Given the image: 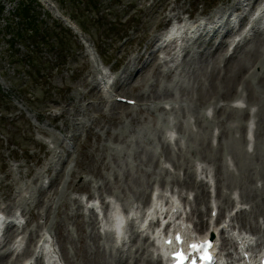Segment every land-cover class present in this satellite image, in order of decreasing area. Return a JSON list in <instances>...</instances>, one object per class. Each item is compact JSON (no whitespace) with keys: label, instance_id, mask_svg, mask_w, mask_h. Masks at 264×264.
Segmentation results:
<instances>
[{"label":"rangeland","instance_id":"obj_1","mask_svg":"<svg viewBox=\"0 0 264 264\" xmlns=\"http://www.w3.org/2000/svg\"><path fill=\"white\" fill-rule=\"evenodd\" d=\"M21 1L0 0V209L23 215L22 232L33 234L30 247L50 232L67 264L93 257L101 264H130L139 256L135 242L115 247L80 200L98 197L105 209L112 200L123 210H142L153 193L177 191L204 210L195 201L196 188L183 184L198 166L213 175L217 203L224 205L218 190L236 202L225 214L243 202L245 217H252L242 191L229 184L242 181L232 151H243L249 164L248 109H254L256 125L264 99V29L229 62L227 48L214 55L203 40L188 45L175 62L161 60L164 52L149 55L153 39L174 17L191 14L198 21L234 0H49L59 19L48 4L24 0L38 29L37 47L24 33L14 36L20 26L27 29L13 14ZM103 66L112 71L107 91L97 84ZM108 91L134 104L117 103ZM239 96L245 109L231 105ZM208 147L219 158V171L205 159Z\"/></svg>","mask_w":264,"mask_h":264},{"label":"bare ground","instance_id":"obj_2","mask_svg":"<svg viewBox=\"0 0 264 264\" xmlns=\"http://www.w3.org/2000/svg\"><path fill=\"white\" fill-rule=\"evenodd\" d=\"M245 3V4H244ZM250 0H236L232 7H230L228 10L233 9H238L245 5H249ZM224 14H219L216 13L213 16H209L205 20H200L196 21L193 23L192 26H188L185 23L180 25V27L177 28V30L174 32H168L166 34L161 35L158 39L155 40L157 44H161L165 42L167 39L170 37H177L181 34H188L189 36L196 37V35L199 34L197 38L200 39L201 37H208L206 45L212 47V40L215 38L217 35L216 30L222 26L223 29H226L225 37L229 33V27L230 24L233 21H236L239 17V15L236 14V16L228 15L226 20L223 21ZM233 16V17H232ZM214 18H217L219 20L214 21ZM264 25V5L262 7H258V12L256 13L255 16V21L250 24L241 34H239L235 39H233L230 43L232 48V52L230 56L228 57V61H231L234 59L235 55L234 53L240 49L241 45L244 43L245 39H247L250 35V33L256 32ZM217 28V29H216ZM204 33V34H203ZM154 42V39H153ZM152 40L149 42L151 46ZM155 43V44H156ZM227 47V42L223 40L218 41L216 44V47L212 50L213 54L216 55L217 53H220L222 50H224ZM180 51H177L175 54L171 56V60L177 59L181 53L185 50L184 48H180ZM152 57L154 56V51H151L150 54ZM234 55V56H233ZM154 59V57H153ZM108 75L106 72H100V82L105 84L109 79ZM257 116L259 118L257 122V126L254 132V143L252 146V151L249 152V164L244 165L243 160H242V153L243 151L234 149L232 151V158L234 161L238 164H240V170L241 173L239 174V177L242 178V181L235 182L231 181L229 184V188H238L242 191V194L244 196V203H249L251 205V210L249 215H251V218H246L245 217V211L243 210L242 207H236L239 213H236L239 222V227L238 229H243L246 230V232L255 235V233H261L264 235V99H259L258 102V108H257ZM243 128V127H242ZM245 153V151H244ZM205 159L209 162L212 163L213 165L216 166L217 171L220 170L219 167V158L216 156L215 151L211 148H207V153H205ZM244 165V167H243ZM197 175L199 177V180L196 181V179L192 176V174L188 175L187 181H185L183 184L186 187H194L196 188V202L204 203L205 202V197H206V189L205 185L211 186L210 185V172L206 168L203 167H198L197 168ZM259 182L260 185L257 186L256 183ZM220 192L218 193L219 196ZM159 198H157L153 203H152V214L154 216L161 214L162 207L166 208L168 210V214H170V218L174 219V215L181 216L183 215L185 211V206L181 204V199L183 200L182 195H177L176 198L172 196H165V195H158ZM220 197H222L220 195ZM225 204L227 206L232 205V200L229 197H224ZM98 202H96L95 199L91 203H87V206L90 208V210L93 211L98 208ZM206 205V204H205ZM208 207L206 208V210ZM210 213L211 211H216L217 216L221 215L223 208L222 204L216 203L213 204L209 207ZM198 217V221L195 222V227L196 229H202L204 227V220L203 216H205V212L202 210H197L193 208L192 210ZM117 213L115 211V207L111 204V210L107 215L108 219V224L109 227L111 228H119L121 225V220L118 219ZM257 218H261V223L260 226H257ZM178 218H175L174 221V226L181 227L183 228L184 224L183 222H179L177 220ZM255 219V220H254ZM209 220H212V217H209ZM9 222H14L16 224H20L18 221V217H12L10 218ZM91 225L92 222H89ZM186 226L188 223L186 222ZM221 231L227 232L231 234V238H224V241H227V245L229 247H232V244L236 243L237 247L239 248H245L249 246L252 242V237L243 234L240 232L235 231V225H234V219L228 218V220H224L221 225ZM0 227H1V221H0ZM212 229L211 224L205 229V232L210 231ZM210 232L214 233V230H211ZM136 232H132L133 235H135ZM56 234V233H55ZM192 234V233H191ZM10 237V235H7V238ZM135 237V236H134ZM133 237V239H134ZM56 238V237H55ZM51 243H50V240ZM260 238H258V242ZM32 241V233L29 234L28 241L27 243H31ZM95 243V248H96V242ZM149 241H147V238H144L143 241H141L140 245L137 248V251L139 253L138 258H135L130 264H161L159 262H151L149 261L148 257L146 256L147 252V246H148ZM262 242H260L259 245H261ZM23 245V241L16 240L13 243V251L18 249ZM55 243L53 240V237L49 233L42 234L39 241L37 242V247H36V253H42L44 254V257L47 262H50L51 264H55V262L60 264L59 259L55 258L54 255H56L55 251ZM12 251V252H13ZM99 248H96L95 255H98ZM29 249H25L23 251V254H28ZM11 255V252L9 250L4 251L2 254H0V264H5L4 261ZM57 256V255H56ZM252 256V261H254V254H251ZM89 262L87 264H101V261L97 257L93 258H87ZM26 264H42L40 258L36 256L33 260H30ZM62 264V263H61ZM114 264H128L127 261H122L121 259H117Z\"/></svg>","mask_w":264,"mask_h":264},{"label":"trees","instance_id":"obj_3","mask_svg":"<svg viewBox=\"0 0 264 264\" xmlns=\"http://www.w3.org/2000/svg\"><path fill=\"white\" fill-rule=\"evenodd\" d=\"M31 10H30V7L29 5H24V4H21L17 9H16V15L19 16V19L21 20V22H23L25 25H26V30L25 31H22L24 32L25 35L28 36V38H31V41L35 40L37 36H39L37 33H38V29L34 28V24L35 23V20L33 18V16L30 14ZM0 13H1V8H0ZM32 28V29H30ZM26 32H29V33H26ZM15 37L17 39H22L23 36L21 33H16L15 34ZM40 39L42 38V40H46V37L44 36H41L39 37ZM35 42V41H34ZM35 45L36 46H39V42H35ZM33 52L32 51H29V57H27L29 59V62H30V58L32 61L33 60Z\"/></svg>","mask_w":264,"mask_h":264}]
</instances>
